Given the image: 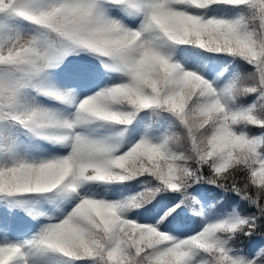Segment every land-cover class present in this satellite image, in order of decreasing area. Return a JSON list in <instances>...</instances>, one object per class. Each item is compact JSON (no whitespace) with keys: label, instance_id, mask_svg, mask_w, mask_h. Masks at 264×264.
<instances>
[{"label":"snow or ice","instance_id":"snow-or-ice-1","mask_svg":"<svg viewBox=\"0 0 264 264\" xmlns=\"http://www.w3.org/2000/svg\"><path fill=\"white\" fill-rule=\"evenodd\" d=\"M0 264H264V0H0Z\"/></svg>","mask_w":264,"mask_h":264},{"label":"trees","instance_id":"trees-1","mask_svg":"<svg viewBox=\"0 0 264 264\" xmlns=\"http://www.w3.org/2000/svg\"><path fill=\"white\" fill-rule=\"evenodd\" d=\"M239 67H240L241 71H247L248 70L243 64L239 65ZM218 195H219V193H216L215 191H213L211 194V198H215ZM235 199L236 198L234 196L227 197L224 201V207H229L235 201Z\"/></svg>","mask_w":264,"mask_h":264}]
</instances>
